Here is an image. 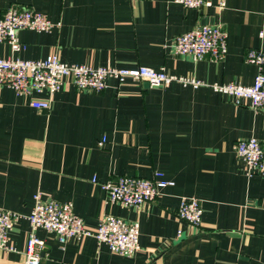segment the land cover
<instances>
[{
	"label": "crops",
	"instance_id": "1",
	"mask_svg": "<svg viewBox=\"0 0 264 264\" xmlns=\"http://www.w3.org/2000/svg\"><path fill=\"white\" fill-rule=\"evenodd\" d=\"M209 1L194 10L173 0H0V12L27 7L61 23L50 32L20 31L24 48L15 58L55 54L67 64L143 66L204 83L149 86L109 78L93 93L67 82L47 110L31 106L43 94L24 97L0 87V209L23 215L9 233L14 250H0V264H25L30 226L24 217L38 192L44 200L70 202L91 231L106 215L140 227V249L130 257L93 237L60 245L53 233L37 229L44 241L39 264H264V174L249 177L235 151L250 137L264 148V114L209 87L253 84L259 69L245 57L251 49L264 52V0H225L222 9L220 0ZM201 24L226 33L222 60L175 55L174 39ZM10 54L0 43V58ZM155 173L173 186L154 202H105L101 184ZM189 198L201 203L199 228L175 215Z\"/></svg>",
	"mask_w": 264,
	"mask_h": 264
},
{
	"label": "built area",
	"instance_id": "2",
	"mask_svg": "<svg viewBox=\"0 0 264 264\" xmlns=\"http://www.w3.org/2000/svg\"><path fill=\"white\" fill-rule=\"evenodd\" d=\"M185 8L199 10L211 6L209 0H173ZM225 0H220L218 8L222 9ZM60 22H51L44 14L27 7L10 6L0 12V43L8 45L11 54L0 58V87H8L24 97L45 95V99H33L31 106L38 110H47L52 97L62 86L69 82L77 92L89 91L100 93L106 88L109 78L119 84L126 80L146 82L149 86H168L179 83L197 88L203 86L200 80L190 77H178L149 67L134 68L90 67L62 62L52 54L42 60H23L15 58L14 53L24 46L19 42L18 33L22 30L38 33L59 29ZM262 35V33H260ZM177 56L190 57L200 61L209 55L213 60H222L227 52V35L220 26L201 24L178 35L173 43ZM245 62L255 65L259 71L253 84L244 86L236 82L217 84L209 87L223 95L229 96L236 104H247L248 107L264 114V52L251 49L247 52ZM103 141L100 142V145ZM236 155L246 166V174H264V148L258 139L250 137L236 144ZM92 182H96L92 179ZM173 186V182L162 179L155 173L153 178L145 179L132 176H120L101 184L107 204H118L123 207L140 206L152 203L159 196L160 190ZM203 210L198 199H182L176 217L191 227L199 228ZM23 218L14 211L0 209V250L13 251L9 244V233ZM30 226L24 251L25 264H39L44 241L35 231L44 229L53 233L60 245L69 239L93 237L98 243L105 244L109 251L116 255L132 256L139 251V223L128 222L120 217L106 215L97 229L85 228L83 220L76 216L70 202L44 200L38 192L33 196V206L24 217ZM180 234V233H179Z\"/></svg>",
	"mask_w": 264,
	"mask_h": 264
},
{
	"label": "water",
	"instance_id": "3",
	"mask_svg": "<svg viewBox=\"0 0 264 264\" xmlns=\"http://www.w3.org/2000/svg\"><path fill=\"white\" fill-rule=\"evenodd\" d=\"M184 238V234H182V236L180 237V239H178L179 241L181 240V239H183Z\"/></svg>",
	"mask_w": 264,
	"mask_h": 264
}]
</instances>
